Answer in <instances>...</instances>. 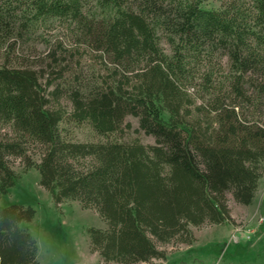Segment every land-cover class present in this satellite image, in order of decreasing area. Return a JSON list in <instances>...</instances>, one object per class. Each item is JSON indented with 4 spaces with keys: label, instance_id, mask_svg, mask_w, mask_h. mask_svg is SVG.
<instances>
[{
    "label": "trees",
    "instance_id": "obj_1",
    "mask_svg": "<svg viewBox=\"0 0 264 264\" xmlns=\"http://www.w3.org/2000/svg\"><path fill=\"white\" fill-rule=\"evenodd\" d=\"M14 1L25 7L22 27L65 22L101 68L48 90L35 70L0 65V128L10 131L0 136V198L19 179L12 161L35 169L55 205L75 201L104 221L86 231L105 263L149 264L165 258L162 245H191L192 227L233 226L226 194L250 205L264 174V124L235 111L251 101L243 76L264 70V0H250L248 10L231 0H216L217 10L206 0ZM4 15L0 6L5 40L12 33ZM213 44L228 51V93L240 103H197L188 92L195 81L211 92L212 74L190 77L188 66ZM254 88L253 99L264 101V83ZM126 116L154 143L110 139L131 128ZM63 123L84 124L100 139H71ZM30 147H39L37 162ZM34 214L19 204L0 208V264H39L36 241L20 226Z\"/></svg>",
    "mask_w": 264,
    "mask_h": 264
},
{
    "label": "rangeland",
    "instance_id": "obj_2",
    "mask_svg": "<svg viewBox=\"0 0 264 264\" xmlns=\"http://www.w3.org/2000/svg\"><path fill=\"white\" fill-rule=\"evenodd\" d=\"M242 10H248L250 0H231ZM90 6V0L84 2ZM2 12L11 35L7 39L0 38V65L27 66L35 70L43 84H49L48 90L54 86L70 85L73 74H88L91 65L100 70L101 59H89L92 53L80 44L73 32L62 21L49 20L22 27L25 7L14 0L0 2ZM22 6V7H21ZM202 6L207 9H219V2L206 0ZM160 46L166 53L169 45L163 38ZM190 77L199 78L204 70L212 74L213 88L208 92L203 85L195 81L188 92L197 103L211 101L218 104L223 98L226 103L234 94L228 93L229 80L232 76L227 49L213 44L204 47L197 60L189 61ZM264 83V70L247 72L242 79V89L251 101L244 100L241 108H235L238 114L245 115L247 120L264 124V101L254 100L255 85ZM66 93V89L65 92ZM230 96V97H228ZM235 97V98H234ZM231 99V101H233ZM60 105L70 110V104L63 95ZM130 129L110 136V139L124 141L138 140L144 145L153 144V137L144 134L139 128L137 119L126 116ZM66 136L77 141H97L100 138L86 125L75 127L67 123ZM10 134L8 127L0 128L2 134ZM39 147H30L28 154L35 162L38 161ZM12 169L19 174L16 184L0 198V208L10 204L30 206L34 211L33 219L21 223L33 236L37 244V261L39 264H116L105 263L101 257L89 248L87 229L90 227L104 229L105 223L94 210L82 209L78 202L64 201L55 205L50 194L39 186V174L35 169L23 172L19 160L12 161ZM230 213L235 224L203 225L192 227L195 241L191 245L173 241L159 247L165 253L164 259H152L149 264H264V174L253 201L250 205L234 202L229 193L226 194ZM146 264V263H140Z\"/></svg>",
    "mask_w": 264,
    "mask_h": 264
}]
</instances>
